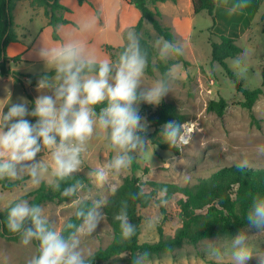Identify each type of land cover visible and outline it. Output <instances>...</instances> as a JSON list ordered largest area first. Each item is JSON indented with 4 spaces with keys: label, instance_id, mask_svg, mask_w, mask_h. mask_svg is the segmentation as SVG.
I'll return each instance as SVG.
<instances>
[{
    "label": "clouds",
    "instance_id": "clouds-1",
    "mask_svg": "<svg viewBox=\"0 0 264 264\" xmlns=\"http://www.w3.org/2000/svg\"><path fill=\"white\" fill-rule=\"evenodd\" d=\"M248 6V0H235L227 12L236 14ZM97 25L98 18L91 16L82 18L75 29L57 26L61 40L55 44L41 42L36 49L46 73L38 81L41 94L34 100V106L30 110L29 102L21 98L6 113L4 107L0 108V180L27 176L32 185L38 186L47 178L54 190L61 191V183L72 179L61 195L72 199L74 215L80 221L68 222L60 229L42 206L24 199L14 202L6 215L8 230L20 236L22 245L32 241L38 244L26 264H91L90 253L86 254L82 248L81 238L92 236L104 219L101 209L105 201L93 199L89 205L90 197L81 194L85 184L73 179L83 170L89 141L95 137L115 153L87 173L97 187H104L111 177L128 170L137 156H143L152 142L143 135L148 124L140 116L138 105L141 102L159 105L179 75L181 65L174 63L160 79L145 85L148 54L141 46V34L133 28L126 32V44L115 62L99 58L83 38L95 31ZM153 46L159 58L167 61L183 56L187 45L161 37ZM49 70L54 75H49ZM98 105L103 106L97 111ZM28 116L36 118V122L25 118ZM191 133L187 122L169 121L163 125L160 136L171 148L182 149L191 142ZM45 150L50 154L48 163L37 159ZM258 151L264 153V146ZM248 164L245 158L237 167L243 169ZM158 195L157 208L166 206L167 188ZM138 196H143V190ZM114 219L119 222L123 239L135 235L136 226L129 220L127 201L121 203ZM246 220L249 228L264 230V196L253 197ZM158 221V216L149 217L144 222L145 229H154ZM208 251L218 264L229 255L211 241ZM148 258V252L140 253L132 264H149ZM253 258L256 264H264V249L254 250L248 234L242 230L232 238L231 262L247 264Z\"/></svg>",
    "mask_w": 264,
    "mask_h": 264
},
{
    "label": "rangeland",
    "instance_id": "rangeland-1",
    "mask_svg": "<svg viewBox=\"0 0 264 264\" xmlns=\"http://www.w3.org/2000/svg\"><path fill=\"white\" fill-rule=\"evenodd\" d=\"M228 1L232 3V0H217L215 25L212 17L204 11L195 16L196 25L190 37L180 39L176 36V41L186 42L187 46L183 58L187 61V65L178 63L181 65L178 78L173 83L171 92L162 101L165 100L176 105L181 113L187 117L188 127L192 130V140L187 146L180 149V154L162 150L151 142L145 154L134 159V162L140 167L136 175L143 183L155 181L175 183L181 186L193 185L197 183L199 178L208 177L223 167L237 165L239 161L245 158L249 161L247 167L264 169V153L258 151L260 147L264 146V95L255 104L253 108L254 118H252L251 113L242 106L243 95L236 90L233 81L228 77L223 67L212 61L211 42H220V34H228L230 28L229 16L226 12ZM257 10L259 13L256 17L253 15L247 21H238L237 30L233 31L232 34L239 39L236 42L242 47L243 53L236 58L227 60V64L236 74L238 81L244 88L250 90L262 86L264 0L259 1ZM162 24L166 26L165 23ZM142 35L149 39L152 46L158 38H161L148 22L145 23ZM156 51L157 54L153 58L154 75H149L146 70L144 78L146 86L162 77L160 70L156 67L157 60L160 59L158 50L156 49ZM177 60L178 57H174L164 62L174 64ZM12 73L6 78L0 76V108L7 106L6 110L3 109L6 113L12 103H18L23 98L29 102V109L31 110L28 94L34 100L41 94L37 89L40 78L32 80L22 76L27 74ZM220 99H224L228 105L223 117L207 110L210 101H219ZM145 105L148 107L143 110ZM157 107L158 105L144 102L138 105L140 116L148 124L147 132L143 134L146 140H151L149 135L154 132V128L148 122V116ZM25 118L32 123L36 122L34 117ZM160 133L157 139L161 137ZM114 155L115 153L109 150L103 141L94 137L89 141L88 152L83 157V170L77 174L88 177V172L110 160ZM39 158L48 163L50 154L45 150L38 154L37 159ZM131 175L132 165L120 175L111 177L104 187H97L91 179V185L85 186L83 189L81 194L90 197L89 201L93 199L105 201L101 209L104 219L97 226L92 236L81 238V246L86 254L90 253L91 256L97 250L107 248L112 242V228L104 214V207L111 194L123 183L126 177ZM24 177L26 180L23 184L12 190H4L0 184V211H4L12 202L34 192L42 183L49 185L47 178L38 186H34L29 182V177ZM145 190L150 191V188L146 185ZM159 199L158 197L152 201L146 209L139 210L142 217L140 244L158 242L160 226H162L165 235L173 236L182 225L178 206V201L182 199V196L175 195L166 206L157 208L160 203ZM24 200L30 202L31 198ZM42 207L45 214L60 229L75 212L73 201L48 202ZM162 209L165 210V213ZM152 216H158L159 221L154 229L146 230L144 222ZM243 230L248 234L249 244L254 250L264 249V230L258 231L249 227ZM233 237L206 239L195 246L186 244L172 253L149 258V264H218L209 255L208 241L220 248L222 252L229 253V255H225L222 264H232L230 251ZM36 247L34 241L27 246L21 244V239L18 242L7 241L1 236L0 229V264H26V261L35 254ZM128 257V254H123L104 264H127ZM247 264H256L255 258L248 261Z\"/></svg>",
    "mask_w": 264,
    "mask_h": 264
},
{
    "label": "trees",
    "instance_id": "trees-1",
    "mask_svg": "<svg viewBox=\"0 0 264 264\" xmlns=\"http://www.w3.org/2000/svg\"><path fill=\"white\" fill-rule=\"evenodd\" d=\"M18 1L21 0H0V75L2 77L12 75L13 73L9 68V64L20 60V57L9 59L6 55L8 45L19 41L13 17V12ZM85 1L79 0L81 4ZM158 1L161 0L130 1L142 14L141 20L134 30L141 34V46L148 54L147 73L151 76L154 75L153 58L156 56L157 51L149 39L142 35L145 23H150L159 37L169 41H176V37L171 29L162 24L161 11L157 7L154 9L151 7L152 5L155 6ZM192 2L195 14L206 11L212 17L214 25L216 24L215 9L217 0H192ZM30 3L32 8L44 9L45 16L49 20V25L54 28L53 37L58 39L57 26L68 24V20L65 19V13L70 12V10L64 7L60 3V0H30ZM123 47H107V51L113 62L116 61ZM211 48L212 61L219 63L223 67L228 77L233 81L236 90L244 97L242 106L254 118L253 108L260 97L264 95V69L262 71V86L254 90L246 89L238 81L236 74L227 64L228 59L236 58L243 53L242 47L237 44L235 39L221 35L220 42H211ZM175 63L187 65V61H185L183 56L178 57ZM171 65V63L166 64L163 60L158 59L156 67L160 70L161 76H163ZM43 75L45 73L22 76L36 80ZM49 75H54V72L50 71ZM28 98L31 101L30 108H32L34 106V99L29 94ZM102 106L98 105L97 111ZM147 107L145 105L143 110ZM227 107L226 101L220 99L219 101H210L207 110L216 113L219 117H223ZM169 121L185 123L188 119L176 105L163 100L156 110L148 116V122L154 128V132L149 137L153 144L162 150L180 154V149L171 148L164 142L162 137L157 139L163 125ZM139 169V165L133 161L132 175L124 179L123 183L111 194L109 201L104 207V214L112 228L113 240L107 248L97 250L88 258L91 260V264L108 263L123 254H128L129 256L127 264H132L134 257L143 252H148L149 258L153 256L159 257L166 253H172L186 244L195 246L206 239L233 237L246 227H249L246 216L253 197L256 195L264 196V169L249 167L241 169L237 165L227 166L217 170L208 177L199 178L197 183L193 185L186 186L155 181L143 183L136 175ZM73 179L81 180L85 186L91 185V179L83 174H75ZM25 180L26 177L15 180L5 178L0 180V184L4 190H12L21 186ZM72 182V179L62 182L61 191ZM146 185L150 188V191L145 190ZM163 188H167L166 198L168 202L175 195L182 196V199L178 201L182 225L173 236L165 235L162 226H160V238L158 242L140 244L139 237L141 234L142 217L139 214V210L146 209L152 201L159 197V191ZM141 190H143V196H138ZM61 191L54 190L50 185L42 183L37 190L24 196L22 199L31 198L30 204H38L40 206L48 202L63 203L72 201V199L62 196ZM123 201H127L129 220L136 226L135 235L128 240L122 238L119 222L114 219L119 213ZM14 202L4 211H0V229L1 236L4 239L18 242L21 239L20 236L11 233L6 226L7 211ZM87 203L90 205L91 201L88 200ZM162 211L165 213L164 209ZM68 222L80 223L74 214L66 223ZM34 243L38 246L36 241Z\"/></svg>",
    "mask_w": 264,
    "mask_h": 264
},
{
    "label": "crops",
    "instance_id": "crops-1",
    "mask_svg": "<svg viewBox=\"0 0 264 264\" xmlns=\"http://www.w3.org/2000/svg\"><path fill=\"white\" fill-rule=\"evenodd\" d=\"M130 1L86 0L81 4L79 0H60V3L70 10V12L65 13V19L68 20V24L61 26L66 29H75L82 18L97 17V29L86 34L83 38L89 46L95 49L99 58L112 61L107 47L117 48L124 46L126 44V32L130 28L134 29L142 17L141 12ZM259 1L248 0L249 6L246 9L236 14H228L230 28L225 36L239 41L232 33L237 30L239 20L247 21L253 15L257 16L259 13V10H257ZM233 2L235 0H232V3L228 1L226 12ZM151 7L152 9L157 7L161 11V22L171 29L175 37L187 39L193 34L196 25L195 16L198 14L194 12L192 0H161ZM13 17L19 41L8 45L6 55L9 59L20 57V60L11 62L9 64L10 70L27 75L46 73L44 62L37 57L36 49L41 46V42L48 44L59 42L61 36L58 34V39L53 37L54 28L49 25L44 9L32 8L30 0L18 1ZM6 107L4 110H6Z\"/></svg>",
    "mask_w": 264,
    "mask_h": 264
},
{
    "label": "water",
    "instance_id": "water-1",
    "mask_svg": "<svg viewBox=\"0 0 264 264\" xmlns=\"http://www.w3.org/2000/svg\"><path fill=\"white\" fill-rule=\"evenodd\" d=\"M3 60V59H2Z\"/></svg>",
    "mask_w": 264,
    "mask_h": 264
}]
</instances>
